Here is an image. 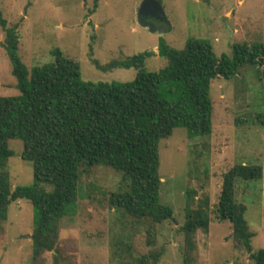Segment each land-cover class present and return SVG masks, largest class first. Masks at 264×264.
Instances as JSON below:
<instances>
[{"label": "rangeland", "instance_id": "obj_1", "mask_svg": "<svg viewBox=\"0 0 264 264\" xmlns=\"http://www.w3.org/2000/svg\"><path fill=\"white\" fill-rule=\"evenodd\" d=\"M142 1L99 0L94 12V0H0V11L7 28L16 29V54L28 71L50 63L51 50L59 49L80 64L82 81L95 85L132 82L133 69L109 65L138 54L149 55L146 72H157L165 65L158 53L162 45L181 50L189 39L208 41L216 57L231 59L235 45L264 44V0H160L167 21L157 26V33L137 23ZM5 37L0 26V97H15L19 91ZM209 97V137L188 140L185 129L178 128L160 142L159 201L172 210L173 219L157 227L152 248L142 226L108 205L109 195L121 187L120 174L96 167L81 174L77 202L59 224L57 253L32 259L30 237L37 213L27 201L10 205L0 232V264H126L127 247L133 257L153 249L162 253L160 264H182L179 229L185 220L186 191L200 192L204 186L214 205L222 173L235 164L262 167L260 181L236 182V199L246 206L253 251L264 250V127L251 120L264 112V82L255 68L244 66L230 80H213ZM8 148L12 189L33 187L31 165L21 159L23 143L10 140ZM231 233L230 223L211 216L208 233L198 232L190 264H250L244 251L232 248Z\"/></svg>", "mask_w": 264, "mask_h": 264}, {"label": "trees", "instance_id": "obj_2", "mask_svg": "<svg viewBox=\"0 0 264 264\" xmlns=\"http://www.w3.org/2000/svg\"><path fill=\"white\" fill-rule=\"evenodd\" d=\"M98 3L94 0V12ZM6 25L0 11L19 91L15 97H0V232L10 205L27 201L37 213L30 237L32 259L57 253L59 224L77 202L81 174L106 167L121 176L119 191L109 195V207L142 226L152 248L157 227L173 219L172 210L159 201L160 142L178 128L185 129L188 140L209 137L212 81L230 80L240 68L250 66L264 82V44L235 45L231 59L216 57L208 41L189 39L181 50L162 45L158 53L165 65L157 72H146L149 55L138 54L109 65L133 69L132 82L95 85L82 81L80 64L59 49L51 50L50 63L28 71L16 54V29ZM93 64L102 70L97 61ZM251 120L264 127V112ZM14 139L23 143L21 159L31 165V188L12 189L6 167L12 157L8 142ZM262 176L260 165L235 164L222 173L214 205L204 186L200 192L186 191L185 220L179 229L182 264L196 256L198 232L208 233L211 216L230 223L234 250L244 251L250 264H264V250L253 251L251 246L254 235L245 220L246 206L236 199L238 180L260 181ZM125 250L130 261L126 264H160V251L133 257L129 247Z\"/></svg>", "mask_w": 264, "mask_h": 264}, {"label": "water", "instance_id": "obj_3", "mask_svg": "<svg viewBox=\"0 0 264 264\" xmlns=\"http://www.w3.org/2000/svg\"><path fill=\"white\" fill-rule=\"evenodd\" d=\"M152 16H159L166 23L164 10L157 0H143L137 10V23L140 27L147 29L150 33H157L156 27L147 22L146 19Z\"/></svg>", "mask_w": 264, "mask_h": 264}, {"label": "flooded vegetation", "instance_id": "obj_4", "mask_svg": "<svg viewBox=\"0 0 264 264\" xmlns=\"http://www.w3.org/2000/svg\"><path fill=\"white\" fill-rule=\"evenodd\" d=\"M146 21L153 24L156 27V31H158L157 26L160 23H163L162 19L159 16L148 17Z\"/></svg>", "mask_w": 264, "mask_h": 264}]
</instances>
